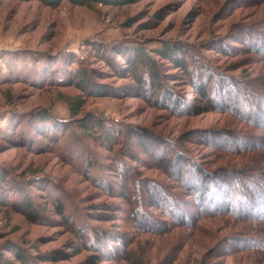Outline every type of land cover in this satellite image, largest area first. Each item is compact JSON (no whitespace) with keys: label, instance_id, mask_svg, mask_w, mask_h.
I'll use <instances>...</instances> for the list:
<instances>
[{"label":"rangeland","instance_id":"obj_1","mask_svg":"<svg viewBox=\"0 0 264 264\" xmlns=\"http://www.w3.org/2000/svg\"><path fill=\"white\" fill-rule=\"evenodd\" d=\"M261 31L263 0H0V264H264L231 242L264 226L207 203L196 211L195 181L177 172L258 173L245 169L264 154L238 140L264 130L212 90L225 76L247 96L242 81L264 79L246 42ZM75 69L98 92L79 89ZM201 76L210 104L194 88ZM66 100L80 103L76 116ZM175 151L188 164H168Z\"/></svg>","mask_w":264,"mask_h":264},{"label":"trees","instance_id":"obj_2","mask_svg":"<svg viewBox=\"0 0 264 264\" xmlns=\"http://www.w3.org/2000/svg\"><path fill=\"white\" fill-rule=\"evenodd\" d=\"M39 1L47 6L53 7L58 5L62 0H39ZM65 1H67L71 5H91V4L123 5L131 2V0H65ZM246 30H249V28H246ZM255 34L257 33L252 34L254 36L252 41H250L251 38H247L246 42L250 43L251 46L254 47L253 49L257 54L264 57V31H261V33H259L260 35L257 37H255ZM250 35L251 34L249 33V35L247 36L249 37ZM164 50L161 51V54H163V56L170 58L173 56V54H175L174 52L170 53L171 52L170 47ZM141 60L143 61L144 58L143 59L141 58ZM145 60H146L145 61L146 65H148V67L151 68V71L152 69L155 70L154 63L146 58ZM202 71L203 70L200 69V73H202ZM151 73H152L151 76L154 77L157 76L156 72L153 73L152 71ZM73 76L74 79L73 78L72 79L75 80L74 84H77V86H79L78 87L79 89H83L86 91V88H89L90 90L89 93L91 95H93L94 91L98 92L99 88H93L89 84L90 81L85 71L75 69L73 70ZM64 77L65 74L61 73L59 80H62ZM205 77L206 76L201 78V82L206 80ZM136 78H138L137 87L140 88L142 85L139 83H141L142 80L139 79V77ZM246 80L247 82L242 81V84L245 85L246 86L245 89L248 90L247 96L243 94L242 96L238 97L235 95V93H232V91H234L231 90L233 84L230 81H228L225 76L222 77L220 76L218 80H216V86L212 91L214 94L215 92L218 93L217 97H219V102L221 106H231L232 109L234 108L236 110L237 108L240 107L243 108L246 107L245 110L248 111L247 112L248 124L251 126L252 129L254 128L257 132L260 130H264V79L261 78L257 79L249 75V77H247ZM205 82H206L204 86L205 88H203L201 85H199L198 87L194 86V88L195 90H198L200 92V95H202L207 100V103L210 104L211 102L210 97L209 95L206 96V94L208 93V89H209L208 83L210 82V80H207ZM151 88H152L151 92H157V89L159 88V84H155V85L153 84V87ZM229 91H231L230 94L228 93ZM99 92L106 93L105 90H100ZM243 101L246 102L245 103L246 105L245 104L243 105ZM65 103L68 107L71 117L76 116L80 103L70 100L68 101L66 100ZM54 123H56V121ZM77 126L81 127L82 130L85 131L88 130L89 126L91 125H89V122L86 123L77 122ZM93 126H97L99 128L98 132H100L101 135L99 139H103L104 141V139H106L104 138L105 137L104 134L108 130L99 121L98 123L97 122L93 123ZM57 131L60 132L61 130L60 131L57 130ZM106 134H108V132ZM251 134H247V135L242 134L241 139L238 140L240 143V148L246 151L248 150L253 151L256 149L259 151V153L264 154V136L262 137L256 136V138H254L255 136ZM44 136L45 138H47V140L48 139L54 140V138H56L58 134L56 136V134L50 133ZM109 140L110 139L108 138L107 135V141ZM177 152L178 151H175L174 153ZM263 157L261 156L254 160L256 166H258L259 168L250 169V167H246L245 170L248 171L255 172L256 170H258V173H252L251 175H244L240 173L237 175L229 174V177L226 179V176L222 173H221L222 176L220 174L217 175L218 174L217 171L207 173V171L200 168L198 169V167H196L197 169H193L192 166L191 169H187V171L186 169L177 167L178 170L177 172L178 175L180 174L182 181L186 182L188 185L191 183L189 179L195 181L193 182V184L195 183L196 187L195 188L193 187L190 191H188L189 192L188 195L192 196L195 193L199 194V201H197L198 209H196V211H200V212L204 211L207 208L205 207V203H207L208 205L213 206L215 208H220L221 210L223 209L227 211L228 214L230 213L237 218H241V220H246V221L251 220L256 222L259 221L261 223V226H264V163L262 167L259 166L257 162L261 158L263 160L264 159ZM164 163L166 164L167 162ZM173 163H175L176 166L182 164L183 165L188 164L187 161L184 158H182L181 155H179V153L173 156L172 162H170V160L168 161V164H173ZM192 163L193 162L191 161V164ZM235 180L236 181L239 180L238 181L239 183L237 182L239 184L237 188L231 186V184H234ZM162 199L165 205L168 201L170 202L169 200L170 198L167 197L166 195L162 194ZM25 202H26V207L28 208V203L27 201ZM203 207L205 208L203 209ZM176 208L174 209L177 211ZM59 215H62V211L60 212ZM259 232L261 233L262 231ZM260 233L259 234L256 233L255 235H242V237L240 238L231 239L234 249L235 248L242 250L246 249L251 252H256L264 263V233L261 234ZM16 256L18 260L23 264H29V261L25 256L23 255H16Z\"/></svg>","mask_w":264,"mask_h":264}]
</instances>
